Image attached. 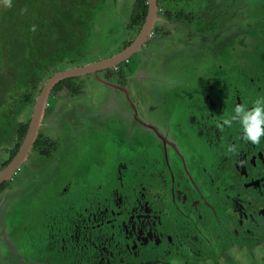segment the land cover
<instances>
[{
	"label": "flooded vegetation",
	"instance_id": "flooded-vegetation-1",
	"mask_svg": "<svg viewBox=\"0 0 264 264\" xmlns=\"http://www.w3.org/2000/svg\"><path fill=\"white\" fill-rule=\"evenodd\" d=\"M135 1L127 22V31H134L132 38L117 52L88 65L116 56L136 41L146 20L148 0L139 23L132 21ZM191 1L156 0V21L138 48L111 66L63 78L50 89L37 137L18 166L0 179V195L11 194L2 208L4 215L11 214L14 206L21 210L33 203L48 207L49 200L53 215L57 211L66 217L59 219L56 227L48 220L39 223L42 235L31 241L36 248L29 251L20 249L13 237L5 236L12 215L4 221L6 225L0 216V252L11 250L6 257L0 253V264H61L52 255L59 251L64 258L63 253L71 249H75V255L70 264H264V139L260 145H253L241 139L239 124L224 131L216 127L217 121L233 113L235 105L243 103L250 108L255 99L264 97V51L260 65L250 51L236 58L241 36L246 32L254 35L250 18V24L238 27L241 18L237 17V7L247 0H224L229 12L212 32L202 30L206 8L197 7L208 0ZM229 16L233 27L222 26ZM187 24L196 26L187 36H212L216 42L222 29H230L226 34L231 37L224 44L219 41L192 46L185 55L171 53L167 63L175 64L180 76L167 66L164 71L169 74L166 88L170 98L162 96L157 83L155 88L161 92L153 97L152 83L138 76L145 72V48L154 35L160 41L173 31L180 32L178 26L184 33L189 29L183 28ZM81 48L73 54L79 55ZM165 49L172 51L171 45ZM196 52L202 53L201 57L193 55ZM87 64L71 68L82 71L80 68ZM50 67L44 70L40 90L31 101L24 102L18 96L17 107L11 108L16 104L10 103L7 115H0L9 123L7 136L0 142V174L24 140L37 95L57 72L44 80ZM246 67H262L263 72L251 73ZM110 85L125 87L128 94ZM52 98L58 101L53 109L49 105ZM168 105L172 112L176 109L185 115V124L169 121L172 113ZM26 106L32 110L24 121L20 115ZM46 118H50L51 135L40 131ZM109 122H116L129 133H144L150 149L130 164L118 163L114 173L106 168L107 177L118 181L117 187L114 184L104 191L96 188L91 192L86 189L84 203L69 207L65 196L57 198V191L65 187L69 172L74 171L70 181L75 182L74 173L93 153L90 145L94 144V135ZM230 145L238 147L237 155L227 152ZM25 164L26 172L20 170ZM29 236L33 240V234Z\"/></svg>",
	"mask_w": 264,
	"mask_h": 264
},
{
	"label": "rangeland",
	"instance_id": "rangeland-1",
	"mask_svg": "<svg viewBox=\"0 0 264 264\" xmlns=\"http://www.w3.org/2000/svg\"><path fill=\"white\" fill-rule=\"evenodd\" d=\"M132 1L133 0H105V3L98 8L95 17L90 24L89 32L87 33V37L84 41L85 43L78 52L79 55L71 54L65 57L63 61L56 62L47 70L44 80L47 79L54 70L59 71L63 68L72 67L75 64H87L117 52L124 45L126 40L132 38L134 33L133 30L127 31V22L129 19ZM191 3H194V0H192ZM206 6L207 5L203 3L197 7L198 10H202L206 8ZM2 7L3 3L2 0H0V9ZM224 8H226L225 4ZM237 10L241 13H237V17L241 18V20L238 21V27L241 28L245 27L247 23L250 24V18L252 21L251 29L253 30L254 35L251 36L249 35V32H246L243 34V36H241L242 38L238 41L241 46L238 48L236 58L243 56V51H250L249 54L252 56V58H255V61L260 65L262 60L261 54L264 51V0H247V3L240 4L237 7ZM242 15H244V17H242ZM231 20L232 19L229 16L222 21V26L227 25L229 27H233L230 26L231 24L229 21ZM195 27V24L183 25L184 29L189 28L183 33L181 32V28L178 26L180 32L177 30L173 31L172 35H168L166 39L162 38L160 41L157 40L158 36L154 35L151 40V44L145 48V52L143 54L144 57L142 56L144 59L142 68H144L143 70L145 72L139 73L138 76L141 77V81H145L146 83L150 84L152 83L153 88L151 91L153 97L161 92L155 88L157 83L159 88L162 87V96L166 99L170 98L169 90L166 88V83L169 82V74L167 71H164L167 66L170 72L177 74L178 78L180 76L175 72L176 65H170L171 62L167 63V57L171 53L175 52L178 53V55H185L187 48L190 49L192 46L203 45L205 42L212 44L219 41L220 44H224V40L231 37L230 35L226 34L230 29H222L219 33V39L216 42L213 40L212 36H204L201 34H190L187 36V32H192ZM167 45H171L172 51L170 49H168V51L165 49ZM214 45L216 46V44ZM226 45H229V43ZM205 51L207 52V48ZM201 54L202 53L196 52L193 55L198 58L201 57ZM205 57H207V54ZM249 69L251 73H256L258 75L263 72L262 67L259 69ZM132 91L135 90L132 89ZM135 92L134 96L136 97ZM60 96H62V94L58 95V97ZM57 102V98H52L50 100L49 105L51 109L56 108ZM66 102L67 101L64 103ZM169 102L170 101H168V104ZM166 108L167 104H164L165 112H168ZM168 109L172 113V118L169 119V121H174L178 124H185V115L179 114L176 109L172 112L171 105H168ZM31 110L32 107L30 106H26V108H24L22 114L20 115L22 120L25 121L29 118ZM57 112V110L53 111L55 117L57 116ZM165 114V117H167L168 113ZM174 117H177V119L175 120ZM2 119L3 118H0V121H3ZM49 121L50 118H46L43 121L44 127H42L40 130L43 135L52 134L49 129L50 126L48 125ZM115 123L116 122H109L107 125L101 128L96 135H94V144L90 145L91 149L93 150V157L91 154L87 157L84 163L79 165V170L74 173L76 174L75 182L71 183L70 181V178L74 176L72 174L74 171L69 172V180L65 182V187L62 186L60 189H58L57 198L61 199L65 196L68 199L66 203H69V207H77L79 204L84 203L83 198H85L84 194L86 189L91 192L96 188L100 189L98 191H104L114 184V187H117L118 181L107 177V170L113 171L112 173H114V167L118 163L130 164V161L135 159L137 156H140L141 153L145 151V149H150V144L143 136V132V134L138 132L129 133L127 129H122ZM52 124L57 127V122H53ZM8 125L9 123L7 121L0 122V142L4 141L7 136ZM178 130L179 129L176 128V135H178ZM179 135H182V132ZM144 138L146 142L144 141ZM181 138L184 140V135H182ZM27 168L28 167L26 164L20 166V170L24 172H26ZM9 194L10 191H8L5 195H0V216H2L3 222L10 218V215H12L10 228L7 227L5 236L8 234L7 236H10V238L13 237L12 239L16 241L15 243L20 249L33 251L36 247L31 243V241H34L37 236L42 235L40 234L42 232L38 231V224L42 221L48 220L50 223H55L54 226L56 227L58 224H60L59 219L65 218L66 215L63 212H61L59 215L57 211H55L53 215V210H50L49 207V200L46 202L48 207H41L40 204L33 203V205L24 208V210H21L20 208L17 209L14 206L16 203L14 200L15 202L14 204L12 202V204L15 208L13 207V209L10 211L11 214L6 212L4 215L2 208L6 199L11 195ZM44 208L45 210H43ZM43 213H45V217L41 216ZM31 220L35 222L30 223ZM4 224L6 225L7 223L4 222ZM31 234H33V240H30L29 235ZM8 250V248L5 249V251L10 254L11 250ZM6 252L0 253H3L4 257H6V255L9 256ZM58 252L59 251H56L52 256L55 257L54 259L56 262L61 261V264H70L72 257L75 255V249H71L68 252L63 253L65 255L64 258L61 256V253L59 254Z\"/></svg>",
	"mask_w": 264,
	"mask_h": 264
},
{
	"label": "trees",
	"instance_id": "trees-1",
	"mask_svg": "<svg viewBox=\"0 0 264 264\" xmlns=\"http://www.w3.org/2000/svg\"><path fill=\"white\" fill-rule=\"evenodd\" d=\"M104 3L105 0H12L11 8L3 5L0 9V115H7L8 105L16 104L18 96L24 102L31 101L33 94L40 90L44 70L84 45L90 24ZM224 4L227 8L228 2L224 0L207 1L202 16L203 31H214L221 17L228 14ZM21 9L27 11L21 14ZM146 10V0H136L132 21L141 22ZM33 25L35 32L31 30ZM11 106L15 109L17 104ZM26 127V124L21 127V137Z\"/></svg>",
	"mask_w": 264,
	"mask_h": 264
},
{
	"label": "water",
	"instance_id": "water-1",
	"mask_svg": "<svg viewBox=\"0 0 264 264\" xmlns=\"http://www.w3.org/2000/svg\"><path fill=\"white\" fill-rule=\"evenodd\" d=\"M156 0H148V13L146 16V20L144 22V25L139 33V36L137 37L136 41L133 43V45L128 48L127 50L121 52L120 54L109 57L105 60L99 61L92 63L90 65H86L84 68H80L81 70L78 69H72L69 67L68 69L64 71H57L51 75L46 82L44 83L43 88L41 89L40 93L36 97V101L33 107V112L31 115V119L28 125V129L26 131L24 140L19 147L16 155L12 159V161L6 166V168L1 172L0 174V179H2L4 176L6 177L9 173H11L17 166L18 164L25 158L27 155V152L31 149L34 140L37 137L38 134V127L41 124V118L44 113V108L46 105V101L48 98V94L50 92V89L61 79L71 77L74 75H79L81 73L86 72V71H93L95 69H101L105 68L107 66H111L112 64L124 59L129 55L134 48H138L139 44L141 41L145 38V36L148 34L150 31L151 27L153 26L154 22L156 21ZM113 88L121 89L122 91L125 92V94H128V91L125 87H120V86H115V85H110Z\"/></svg>",
	"mask_w": 264,
	"mask_h": 264
},
{
	"label": "clouds",
	"instance_id": "clouds-1",
	"mask_svg": "<svg viewBox=\"0 0 264 264\" xmlns=\"http://www.w3.org/2000/svg\"><path fill=\"white\" fill-rule=\"evenodd\" d=\"M2 3L7 8L12 7V0H2ZM26 11L27 9H21V14ZM31 30L35 32L36 26L33 25ZM234 124H239L242 128V140L260 145L261 140L264 139V97L255 99L250 108L243 103L235 105L233 113L222 121H217L216 127L224 131L225 127L232 128ZM227 152L237 155L238 147L230 145Z\"/></svg>",
	"mask_w": 264,
	"mask_h": 264
}]
</instances>
